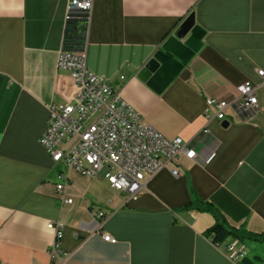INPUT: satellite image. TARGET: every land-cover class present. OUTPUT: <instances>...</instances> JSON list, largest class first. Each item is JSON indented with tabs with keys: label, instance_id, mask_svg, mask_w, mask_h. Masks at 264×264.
<instances>
[{
	"label": "crops",
	"instance_id": "0c3cea01",
	"mask_svg": "<svg viewBox=\"0 0 264 264\" xmlns=\"http://www.w3.org/2000/svg\"><path fill=\"white\" fill-rule=\"evenodd\" d=\"M70 2L0 0V264H51L49 222L62 226L63 258L53 264H233L225 254L233 236L214 243V215L187 205L210 202L232 228L264 233V0H94L75 12L86 21L88 68L145 123L198 150L180 158L181 176L163 169L135 199L103 172L90 179L54 163L40 143L49 106L72 95L69 72L57 68ZM192 12L193 28L176 37ZM152 58L156 70L139 77ZM248 81L257 86L252 118L228 109L226 119L206 120V97L231 101ZM60 181L70 204L59 202Z\"/></svg>",
	"mask_w": 264,
	"mask_h": 264
},
{
	"label": "built area",
	"instance_id": "2783aa9c",
	"mask_svg": "<svg viewBox=\"0 0 264 264\" xmlns=\"http://www.w3.org/2000/svg\"><path fill=\"white\" fill-rule=\"evenodd\" d=\"M93 1L71 0L67 20L75 19L77 10L89 12ZM57 68L69 72L72 95L63 104L49 106L46 128L40 137L41 145L54 163L63 162L90 179L103 172L112 189L125 191L135 199L144 192L147 178L163 169L181 176L180 158L194 160L198 156L196 145L181 137L168 139L145 123L142 115L124 100L120 90L88 68L84 51L63 48ZM257 73L264 83V68ZM256 90L257 86L248 81L237 87L238 95L231 101L206 97V120L226 119L228 109L233 119L249 120L258 111ZM203 133L208 134V129L204 128ZM66 187V181L57 183L61 204L73 202V198L66 196ZM95 216L100 223L107 217L103 211ZM48 227L55 230L49 251L53 264L63 258L62 226L60 222H49ZM103 238L117 242L106 232ZM225 254L233 264H240L248 255V246L233 236L226 243Z\"/></svg>",
	"mask_w": 264,
	"mask_h": 264
},
{
	"label": "trees",
	"instance_id": "16d2710c",
	"mask_svg": "<svg viewBox=\"0 0 264 264\" xmlns=\"http://www.w3.org/2000/svg\"><path fill=\"white\" fill-rule=\"evenodd\" d=\"M85 20L70 21L67 28L64 48L81 52L85 48ZM84 23V24H83ZM187 207H195L199 210L211 212L216 218L213 227L207 232V235L216 244L222 243L231 236L239 237L248 247L252 249L241 262L242 264H264V233L253 234L248 232L245 228L235 229L229 226L219 212V210L210 202L192 198ZM256 248V249H255Z\"/></svg>",
	"mask_w": 264,
	"mask_h": 264
},
{
	"label": "water",
	"instance_id": "95a60500",
	"mask_svg": "<svg viewBox=\"0 0 264 264\" xmlns=\"http://www.w3.org/2000/svg\"><path fill=\"white\" fill-rule=\"evenodd\" d=\"M195 24V13H190L185 20L179 25V27L175 31V36L178 38H184L186 34L193 28ZM158 66V61L155 58L150 59L144 68L139 72L138 76L144 78L149 75L151 72H154ZM229 124L228 121L224 122V125L227 126Z\"/></svg>",
	"mask_w": 264,
	"mask_h": 264
}]
</instances>
